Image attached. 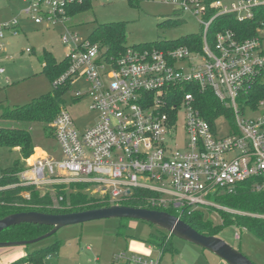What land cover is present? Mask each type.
I'll list each match as a JSON object with an SVG mask.
<instances>
[{"label":"built area","instance_id":"obj_1","mask_svg":"<svg viewBox=\"0 0 264 264\" xmlns=\"http://www.w3.org/2000/svg\"><path fill=\"white\" fill-rule=\"evenodd\" d=\"M74 1L83 0H28L24 11L38 24L61 21L68 27L62 40L70 50L69 67L55 84L85 77L87 92L77 90L75 96L91 100L98 121L80 129L63 106L51 125L61 158L35 148L39 153L32 162L26 159L16 185L44 191L82 183L111 205L138 198L146 205L141 207L175 209L180 218L187 210L209 208L264 219V213L240 211L208 198L233 194L247 180L264 194V97L254 104L248 96L256 82L264 81V22L252 38L242 40L230 29L219 32L214 42L208 37L219 15L235 14L243 22L264 0H165L195 15L215 11L208 21L201 20L202 48L146 44L126 46L117 56L108 55L99 42H82L69 30L66 7ZM18 30L16 21L0 25V53L8 45V31L16 35ZM188 86L212 91L231 116L221 113L214 123L206 119L195 94L181 93ZM181 114L186 130L182 146L177 139ZM220 118L230 124L226 135L220 134ZM140 191L144 195L137 196ZM128 260L160 264L142 256Z\"/></svg>","mask_w":264,"mask_h":264},{"label":"rangeland","instance_id":"obj_2","mask_svg":"<svg viewBox=\"0 0 264 264\" xmlns=\"http://www.w3.org/2000/svg\"><path fill=\"white\" fill-rule=\"evenodd\" d=\"M27 1L0 0V25L16 21L19 29L16 35L14 31H8V45L0 53V69H4L0 72V114L4 108L32 103L52 91L54 84L43 64L44 51H51L58 61L65 59L70 51L62 40L68 27L61 21L36 23L24 11ZM90 3L86 11L68 19L69 30L76 33L82 42L89 39L98 26L112 22L125 24L126 46L175 41L201 34L204 29L201 20H209V15L182 11L174 3L165 0H91ZM261 34L264 51V31ZM88 87L85 77L80 76L66 91L63 104L80 129L91 127L98 121V112L90 107L91 100L88 97L77 99L75 96L77 90L87 92ZM178 124L177 139L182 146L186 138L183 114ZM51 125L52 121L31 123L34 144L36 150L47 153L48 157L60 159V145L52 133ZM218 126L221 135L230 132L228 121L220 118ZM39 151L30 156V162ZM20 158L19 150L0 148L1 169ZM50 192L55 199V191ZM25 196L29 197L30 194L25 193ZM208 198L220 203L214 194ZM208 209L202 211L206 219L221 226L218 234L220 238L255 264H264L262 236L246 228L225 225L219 210ZM161 240H166L167 249L162 250L157 245ZM150 244L154 246L153 249L149 248ZM24 247L26 256L45 249L46 264H132L128 259L133 256L146 257L160 264H220L222 261L212 251L155 224L129 218H103L66 225L52 236ZM0 264H3L1 256Z\"/></svg>","mask_w":264,"mask_h":264},{"label":"trees","instance_id":"obj_3","mask_svg":"<svg viewBox=\"0 0 264 264\" xmlns=\"http://www.w3.org/2000/svg\"><path fill=\"white\" fill-rule=\"evenodd\" d=\"M206 1L209 4L214 0ZM90 2L91 0L71 2L66 7L67 15L71 19L77 14L83 13L90 7ZM253 10L254 16L243 22L239 21L235 14L219 15L210 26L209 39L214 42L216 35L227 29L233 30L237 37L242 40L255 37L258 34L257 28L264 22V3L256 5ZM214 13L215 11L211 10L208 14L209 18ZM89 39L106 47L108 55L117 56L126 48L124 44L125 24L122 22L101 24ZM202 42L203 36L201 33L185 36L175 41H161L155 44L165 43L167 46L187 44L194 49H201ZM43 60L45 72L49 74L54 84L52 91L42 95L32 103L4 108L3 113L0 114V148L10 150L19 148L21 154V158L16 159L9 167L0 168V219L21 211L36 210L49 213H69L111 206L108 199L91 195L87 191L86 185L82 183L55 185L49 187L47 191L40 190L35 186L16 185L20 182V173L26 168V159L35 153L36 146L30 127L31 123L35 121H53L63 107L66 91L69 90L72 84L71 79L55 84V80L64 74L69 67L67 56L62 61H58L50 51L45 50ZM187 91H192L195 94L197 107L209 121L214 123L221 113L231 116V111L219 102L212 91L201 92L197 87L188 86L183 91L181 90V93L184 94ZM248 96L251 97L254 104L264 97V81L256 82L249 91ZM51 190L55 191V199H53ZM25 193H29L30 196H25ZM136 195L142 196L144 193L140 191ZM218 200L222 205L240 211L264 213V194L255 191L252 180L239 184L235 193L220 196ZM123 204L136 207L146 206L143 200L138 198H129ZM166 210L174 215L179 213L175 209ZM219 211L223 218V224H232L252 230L264 238L263 218L231 213L221 209ZM182 219L206 235L218 236L221 229V226L206 219L202 210H187L182 215ZM49 230H51L50 226L33 223L15 225L0 233V241L30 240L43 235ZM157 245L162 250L167 249L166 240H161ZM44 251L45 249H39L31 252L27 256L17 259L15 264H22L26 261L33 264H46Z\"/></svg>","mask_w":264,"mask_h":264},{"label":"water","instance_id":"obj_4","mask_svg":"<svg viewBox=\"0 0 264 264\" xmlns=\"http://www.w3.org/2000/svg\"><path fill=\"white\" fill-rule=\"evenodd\" d=\"M103 218L140 219L155 224L171 234L212 251L221 258L220 264H255L241 251L233 248L219 236L203 234L177 215L165 210L124 204L69 213L31 210L9 214L0 219V233L9 227L24 223L50 226L51 230L30 240L0 241V247L26 246L52 236L66 225Z\"/></svg>","mask_w":264,"mask_h":264},{"label":"crops","instance_id":"obj_5","mask_svg":"<svg viewBox=\"0 0 264 264\" xmlns=\"http://www.w3.org/2000/svg\"><path fill=\"white\" fill-rule=\"evenodd\" d=\"M18 149L19 148H17L16 150H18ZM149 248L153 249L154 246L152 244H150ZM25 249L26 248L24 246L4 247V248L0 247V256H1V259L3 261V264H15V261L17 259L26 256ZM22 264H33V263L26 261Z\"/></svg>","mask_w":264,"mask_h":264}]
</instances>
